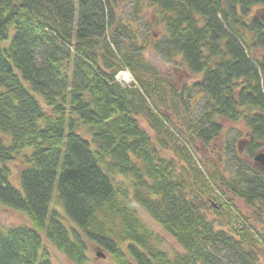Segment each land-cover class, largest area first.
<instances>
[{"label": "trees", "instance_id": "1", "mask_svg": "<svg viewBox=\"0 0 264 264\" xmlns=\"http://www.w3.org/2000/svg\"><path fill=\"white\" fill-rule=\"evenodd\" d=\"M150 51L198 76L197 120ZM225 121L244 132L219 180L195 158ZM261 150L264 0H0V204L31 222L0 225V264H53L44 237L74 264H264Z\"/></svg>", "mask_w": 264, "mask_h": 264}, {"label": "rangeland", "instance_id": "2", "mask_svg": "<svg viewBox=\"0 0 264 264\" xmlns=\"http://www.w3.org/2000/svg\"><path fill=\"white\" fill-rule=\"evenodd\" d=\"M133 11H134V6L131 3H126L122 9V15L129 18V16L130 17L132 16ZM140 28H141L142 35H145L146 27L145 28L140 27ZM157 31H154L153 33L154 34L157 33L156 35L158 34L160 35V30H157ZM146 55L165 76H167V74L169 73L168 69H170V71L172 70V67L168 65L169 64L168 62L163 60L162 56L157 55L153 51L147 52ZM122 72L130 73L128 70L122 71ZM171 72L174 74L173 80L179 83L177 84L179 88H180L181 83H185L189 81L188 84H190V86L184 89L183 95H184L186 104L190 106V109L192 108L193 118L197 120L209 106L207 103L208 101L207 97H205L201 91L197 89H191L193 87L192 81H195V79L198 78V76L190 74V73H185L183 69H180V67L178 69H173V71ZM130 77L132 78L131 73H130ZM124 81L126 82L127 80H124ZM168 81H171V80L168 79ZM141 123L143 126L147 128V130L150 133H152L151 130L149 129L147 121L143 117L141 118ZM243 132H244V129L241 124L225 121L222 134L217 139H215L213 144H211L208 148H202L200 154H196L195 160L197 164H198V161L203 160L206 164L204 168H206L207 171L212 172L215 175V179L220 180L221 175H224L227 177L234 176V173L236 172L235 167L239 163L237 162L236 159H231V155L229 153L226 154L225 142L227 141L229 142L231 146L230 149L232 151L234 149L239 148V142H241V140L243 139V135H241L243 134ZM243 149H244V145H241L240 152L243 153ZM261 152H264V150L259 151L257 154ZM11 166L13 168L11 180L14 182L15 185L20 187L19 171H17L16 167L13 164H11ZM226 166L229 169H231V171L228 168H226ZM199 168H201L200 165H199ZM56 195H57V191H56L55 196ZM236 202L239 208L246 214L247 213L250 214L252 212V210L248 206H246V204L242 200L236 199ZM53 206L54 208L60 209V212L62 211V208H61V205L58 199H55L53 201ZM140 213L142 217L145 219V221H147V223L150 225V227H152L155 234L158 236L162 247L165 250H167L170 254L183 252V248L175 240V238H173L158 223H156L153 219H151L145 212L140 210ZM65 222L68 224L69 221L65 220ZM20 224L31 225V222L29 218L27 217V215L20 210L14 209L4 204H0V225L4 227H9V226L20 225ZM263 227H264V219H263ZM260 229H261V226H260ZM262 230L264 231L263 228ZM44 242L50 251L53 264H74L73 262H71V260L68 259L66 255H64L62 252L57 250L55 247H52V244H50V242L45 237H44ZM90 258L92 262H97V263L104 260V258L98 257L96 255V250L93 249L92 247L90 248Z\"/></svg>", "mask_w": 264, "mask_h": 264}, {"label": "water", "instance_id": "3", "mask_svg": "<svg viewBox=\"0 0 264 264\" xmlns=\"http://www.w3.org/2000/svg\"><path fill=\"white\" fill-rule=\"evenodd\" d=\"M255 161L257 166H261L264 168V152H261L255 156ZM99 257H105L104 254L98 252Z\"/></svg>", "mask_w": 264, "mask_h": 264}, {"label": "built area", "instance_id": "4", "mask_svg": "<svg viewBox=\"0 0 264 264\" xmlns=\"http://www.w3.org/2000/svg\"><path fill=\"white\" fill-rule=\"evenodd\" d=\"M127 74L126 73H122L121 74V78L124 79V80H127L128 79V76H126Z\"/></svg>", "mask_w": 264, "mask_h": 264}]
</instances>
